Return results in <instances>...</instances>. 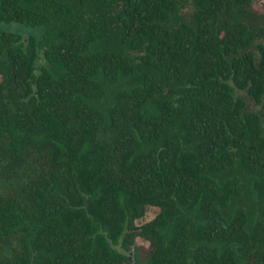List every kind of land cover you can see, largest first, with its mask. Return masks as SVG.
Segmentation results:
<instances>
[{"label": "trees", "instance_id": "16d2710c", "mask_svg": "<svg viewBox=\"0 0 264 264\" xmlns=\"http://www.w3.org/2000/svg\"><path fill=\"white\" fill-rule=\"evenodd\" d=\"M184 1L0 0V264H264L262 14Z\"/></svg>", "mask_w": 264, "mask_h": 264}, {"label": "rangeland", "instance_id": "374dc122", "mask_svg": "<svg viewBox=\"0 0 264 264\" xmlns=\"http://www.w3.org/2000/svg\"><path fill=\"white\" fill-rule=\"evenodd\" d=\"M183 3H184V6H183L184 8L182 9V15H183L184 18L189 20L191 18V14H192V11H193L192 6H191V2L190 1L188 2V1L185 0ZM253 9L257 13L262 14L261 17H259L258 19L254 20V23H262V22H264V0H253ZM260 107H257V108H260ZM157 212H158L157 208L148 207L144 217H142L141 219L136 220L135 224L136 225H140V224H142L144 222L149 221L150 219H152L156 215ZM136 243H137V245H142V244L144 246L147 245V244H144V242L141 241L138 238L136 239ZM129 254H130V258H131L132 257L131 252Z\"/></svg>", "mask_w": 264, "mask_h": 264}]
</instances>
